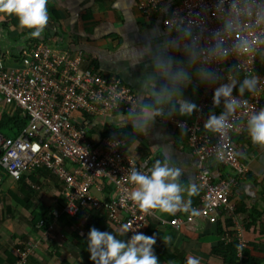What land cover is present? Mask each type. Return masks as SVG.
<instances>
[{
  "label": "built area",
  "instance_id": "obj_1",
  "mask_svg": "<svg viewBox=\"0 0 264 264\" xmlns=\"http://www.w3.org/2000/svg\"><path fill=\"white\" fill-rule=\"evenodd\" d=\"M163 1L141 0L139 10L148 19L160 15L164 29L173 33L189 28L191 35H183L184 46L194 49L197 63L219 77L216 84L201 90L199 111H195L191 122L166 118L169 125L186 136L196 159L201 202L196 216L209 218L224 211L239 221L230 197L233 189L246 180L249 166L240 158L236 137L246 129L249 115L264 107V74L256 70L264 48V0H172L167 9ZM216 43L224 49L220 59L212 52ZM236 73L254 76L255 90L241 97L246 103L228 117L230 126L222 133L206 130L203 124L213 108L212 88L228 79L240 81ZM236 94L234 88L233 95ZM0 98L28 119L18 137L3 139L0 169L5 175L19 180L31 171L47 169L64 186L65 214L76 216L84 209L98 213L105 208L112 224L130 222L127 237L134 231L146 234L155 210H141L130 199L134 185L128 180V171L135 168L148 174L149 161L127 157L116 138H96L90 125V120L118 112H138L141 100L137 92L119 77L92 65L82 51L41 41L22 50L17 67L0 70ZM221 111L223 106L211 112L218 115ZM178 121L183 122L184 131L177 127ZM213 161L229 172L226 178L214 180L210 168ZM104 183L113 185V196L103 193ZM59 216L57 211L53 213L55 220ZM194 219L192 215L175 217L168 224L178 231ZM42 225L44 221L39 227ZM36 248L33 241L25 243L13 264H27Z\"/></svg>",
  "mask_w": 264,
  "mask_h": 264
},
{
  "label": "crops",
  "instance_id": "obj_2",
  "mask_svg": "<svg viewBox=\"0 0 264 264\" xmlns=\"http://www.w3.org/2000/svg\"><path fill=\"white\" fill-rule=\"evenodd\" d=\"M171 1H163L164 9L170 6ZM140 2L141 0H47L48 23L36 39L58 45L62 49L82 51L87 61L94 62L105 74L119 77L137 92L141 105L148 104L151 98L144 85L147 78L154 75V60L157 57H167L172 59L174 65L179 63L187 68V48L183 44V34L164 29L160 15L149 19L142 15L139 10ZM14 18L0 15V25L6 30L8 38L5 45H0V70L7 66L17 67L19 63L15 58L20 56V50L26 48L27 42L32 38L28 35L29 30L11 23ZM262 54L261 62L264 63V50ZM194 68L195 65L189 71L194 73ZM162 82L156 77L157 87ZM205 85L193 74L183 94L196 103ZM250 93L245 91L242 97ZM16 112L13 106L5 105L0 99V117L3 113L12 116ZM138 112H118L91 121L92 132L96 138L115 137L125 155L135 161L150 162L167 157L170 166L181 169L178 182L182 186L186 188L189 183L197 186L196 159L190 153L187 138L169 125L164 115L156 117L146 132L139 133L132 123ZM194 113L195 111L191 115L173 117L191 122ZM236 143L240 158L249 166V173L246 180L233 189L230 201L236 206V213L238 204L248 213H262L264 146L253 144L247 132L237 136ZM210 168L216 181L229 175L216 161L210 164ZM43 172L45 171L37 170L26 173L21 181L12 179L13 183L7 191L0 185V196L6 197L0 199V264H9V255H17L18 250H22L28 241L37 245L30 257L37 264H92L87 250L79 248L80 243L76 238L82 241L87 236L86 225L91 224L92 220V227H95L96 221L92 218L96 219L101 212L82 210L78 215L70 216L64 225L59 224L60 216L54 219L53 212L50 229L42 230L39 225L36 228L32 225L33 214L48 216L50 209L66 203L62 182L51 172ZM246 183L251 186L248 190L243 185ZM23 184L26 187L22 189ZM102 188L105 195H114L113 185L104 183ZM22 190L27 191L28 199ZM6 193L12 201H7ZM182 196L191 200L192 208L197 209L201 204L199 189L190 198L186 193H182ZM20 200L27 201L28 207H24ZM237 214L239 221L232 220L226 212L209 218L195 215L192 223L177 231L169 226V221L175 217L190 216L189 212L178 210L175 214L168 215L155 210V216L150 219L149 225L151 222H158L156 230L162 234L161 239L153 245L158 264H185L188 256L198 257L200 264H234L231 255H228L229 251L220 248L222 244L228 246L234 243L238 245L235 256L239 264H264V217L255 216L253 231H249L243 221L244 216L239 212ZM227 218L231 221L230 229ZM71 219L77 223L70 222ZM111 226L106 221L105 231L126 236L125 233H119L120 225ZM218 248L220 251L216 250ZM244 248H247V253H244ZM29 264H32L31 261Z\"/></svg>",
  "mask_w": 264,
  "mask_h": 264
},
{
  "label": "clouds",
  "instance_id": "obj_3",
  "mask_svg": "<svg viewBox=\"0 0 264 264\" xmlns=\"http://www.w3.org/2000/svg\"><path fill=\"white\" fill-rule=\"evenodd\" d=\"M47 0H0V14L14 16L18 25L27 29L28 35L36 38L48 23ZM185 37L190 36V29L183 30ZM213 55L220 59L224 49L216 43L212 49ZM188 67L174 62L171 58L157 57L154 60V75L145 81V87L151 98L148 104L139 107L138 114L132 123L134 129L143 134L156 117L164 115L186 116L193 111H199V106L183 94L184 88L189 84L193 74L206 84H216L219 77L204 64L197 63L194 49L186 50ZM195 65L194 73L189 69ZM159 77L163 82L159 87L155 80ZM257 81L253 76L245 77L240 81L228 79L212 88L211 104L213 107L221 105L223 111L218 115L209 112L204 121V128L214 133H222L227 127L228 117L233 114L241 104L246 103L241 97L245 91L253 92ZM236 95H233V89ZM177 127L184 131L183 122L178 121ZM246 131L253 144L264 146V107L253 111L246 122ZM181 169L170 166L167 157L153 162L148 174L131 168L128 171V180L134 185L130 192V199L141 210H157L168 215L178 210L198 215V210L191 207V200L187 197L195 195L198 191L195 184L189 183L185 188L178 181ZM224 212V211H220ZM219 212V213H220ZM129 223L120 226L119 233L123 235L129 231ZM156 243L155 235H146L140 231L132 232L127 239L117 238L111 231H101L90 227L86 237V247L92 264H158L153 245ZM185 264H200L198 257L188 256Z\"/></svg>",
  "mask_w": 264,
  "mask_h": 264
},
{
  "label": "trees",
  "instance_id": "obj_4",
  "mask_svg": "<svg viewBox=\"0 0 264 264\" xmlns=\"http://www.w3.org/2000/svg\"><path fill=\"white\" fill-rule=\"evenodd\" d=\"M177 1H179V0H177ZM1 15V14H0ZM14 26L15 25H17L18 24V22H17V20H16V18H14L13 20H12V22H11ZM181 34H183V33H181ZM184 35V34H183ZM39 42H41V41H39V40H37L36 38H30L29 39V41L27 42V45H26V48H30V47H32V46H34V45H36V44H38ZM263 50H264V48L262 49V51H261V53H260V56H259V59H258V63H257V67H256V70L258 71V72H260V73H263L264 74V63L263 62H261V58H262V56H263ZM21 54H22V50H21V53H20V56H18V58L16 59L15 58V60H16V62H17V64L19 63L20 64V62H21ZM259 62H261V63H259ZM91 64L92 65H95L96 67H97V65L93 62H91ZM236 76H237V78L239 79V80H242L243 78H245L241 73H236ZM206 85H208V84H206ZM205 85V86H206ZM204 86V87H205ZM203 89V88H202ZM201 89V90H202ZM200 94H201V91H200ZM199 94V95H200ZM1 99V98H0ZM2 100V99H1ZM3 101V100H2ZM198 103V100H197V102H196V104ZM212 110L211 111H214V112H217V111H220L221 109H222V106H215V107H213V108H211ZM88 120H90V118H88ZM92 120H90V122H91ZM27 125H28V119L26 118V117H24L19 111H17L16 112V114H14V115H12V116H10V115H8L7 113H3L2 115H1V117H0V135H2L4 138H6V139H8V138H16V137H18L21 133H22V131L27 127ZM245 132H247L246 130L243 132V133H245ZM6 135V136H5ZM103 136V135H102ZM185 136V135H184ZM186 137V136H185ZM115 138V137H114ZM153 162L154 161H150L149 163H150V165L152 166V164H153ZM35 171H37V170H35ZM39 172L40 171H45V172H43V173H46V171L48 172V173H50V171H48L47 169H39L38 170ZM31 172H33V171H31ZM23 178V177H22ZM20 181H21V178H20ZM26 187V185H22V189L23 188H25ZM26 193L27 194V191H24V190H22V193ZM24 193V194H25ZM25 194V195H26ZM26 198L28 199L29 197H28V194L26 195ZM20 202L23 204V206L24 207H28L27 206V204H26V202L27 201H25V200H20ZM64 206L65 205H60V206H57V207H55V209H50L49 210V213L47 212V214H48V216L47 215H39V214H33V219H32V225L33 226H35V228L40 224V222L41 221H44V225H42L41 226V228H42V230H46V229H50V227H51V224H50V219L52 220V218H51V215H52V213L53 212H55L56 210H57V212L60 214V220H59V224L60 225H64V223H65V221L66 220H68L69 219V215L68 214H65L64 212H63V209H64ZM84 211H89L88 209H84ZM237 211L241 214V215H243L244 216V219H243V221H244V223H245V225H246V227H248L249 228V231H253V224H254V221H255V219H256V217L255 216H259L260 218H262V217H264V211L262 212V213H258V212H255V211H250L249 213L247 212V211H243V209L241 208V206H239V204L237 205ZM101 212V214L99 215V216H97L96 217V219H94V218H92L94 221H96V225H95V227L97 228V229H99V230H101V231H105V229H106V227H105V224H106V221H108V223L110 224V226L111 225H113L109 220H108V216H107V213H106V210H105V208H102L98 213H100ZM237 212V213H238ZM245 214H247V215H245ZM227 216V215H226ZM229 216V215H228ZM230 217V216H229ZM253 221V222H252ZM70 222H75V223H77V221H75V220H72L71 219V221ZM159 223L158 222H151L150 223V225L148 226V229H147V234L148 235H155L156 236V241H159L160 239H161V236H162V234H161V232H159V231H157L158 229V227H159V225H158ZM94 225V222L91 220V224L90 223H88L87 225H86V228H87V230H89V228L90 227H92ZM227 225L229 226V229L231 228V221H230V218L228 219L227 218ZM109 227V226H108ZM112 227V226H111ZM114 227H116V226H114ZM157 229V230H156ZM114 230V229H113ZM112 232H114V231H112ZM114 235H116L117 236V238H120V239H126L127 238V236H123V237H121V236H119V235H117V233H113ZM126 234V233H125ZM77 236H75V238H76ZM86 237L87 236H85L84 238H83V240L81 241L78 237L76 238L78 241H79V243H80V245H79V248L81 249V250H83V251H86L87 250V247H86ZM252 246H254V245H252ZM220 248H224L225 250L227 249L228 251H229V253H228V255H231V258H232V261H233V263L234 264H236V262H237V264H239V262H238V260L236 259V252H237V249H238V245H237V243H234V244H229L228 246H225V244H222V246L220 247ZM220 248H218V249H216V250H219L220 251ZM254 248H255V246H254ZM256 250V249H255ZM243 251H244V253L246 252L247 253V248L245 249H243ZM243 256V255H242ZM17 259H18V255H9V264H13V263H15L16 261H17ZM30 261H31V263L33 264V260H31V258L29 259V261H28V264L30 263ZM240 261V260H239ZM258 261V260H257ZM244 262H246V263H248V261H244ZM242 263H243V260H242ZM34 264H37V263H35L34 262Z\"/></svg>",
  "mask_w": 264,
  "mask_h": 264
},
{
  "label": "rangeland",
  "instance_id": "obj_5",
  "mask_svg": "<svg viewBox=\"0 0 264 264\" xmlns=\"http://www.w3.org/2000/svg\"><path fill=\"white\" fill-rule=\"evenodd\" d=\"M20 53H21V50H20ZM10 67L11 66H7L6 68H10ZM12 183H13V180L10 177H8L7 175H5L4 172L0 169V185L2 186L4 191H7ZM1 198L3 199V198H6V197L4 195H1L0 199ZM10 200L12 201V199H10V196L7 194V201L10 202Z\"/></svg>",
  "mask_w": 264,
  "mask_h": 264
},
{
  "label": "water",
  "instance_id": "obj_6",
  "mask_svg": "<svg viewBox=\"0 0 264 264\" xmlns=\"http://www.w3.org/2000/svg\"><path fill=\"white\" fill-rule=\"evenodd\" d=\"M6 42H8V38L6 36V30L2 28V26L0 25V45H5ZM4 139V137L2 135H0V144H2V140ZM0 154H1V148H0ZM245 189H250L251 186L249 185V183L243 184ZM252 195V194H251Z\"/></svg>",
  "mask_w": 264,
  "mask_h": 264
},
{
  "label": "flooded vegetation",
  "instance_id": "obj_7",
  "mask_svg": "<svg viewBox=\"0 0 264 264\" xmlns=\"http://www.w3.org/2000/svg\"><path fill=\"white\" fill-rule=\"evenodd\" d=\"M3 141V140H2ZM0 148H1V144H0Z\"/></svg>",
  "mask_w": 264,
  "mask_h": 264
}]
</instances>
